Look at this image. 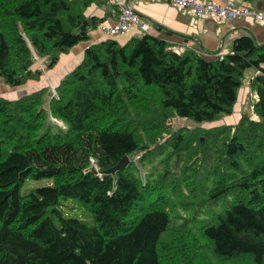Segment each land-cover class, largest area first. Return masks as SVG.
Returning a JSON list of instances; mask_svg holds the SVG:
<instances>
[{"label": "trees", "instance_id": "16d2710c", "mask_svg": "<svg viewBox=\"0 0 264 264\" xmlns=\"http://www.w3.org/2000/svg\"><path fill=\"white\" fill-rule=\"evenodd\" d=\"M94 1L0 0V80H39L37 59L52 69L89 41ZM171 46L93 43L58 97L0 96V264H264V44L240 36L222 58ZM249 69L258 97L236 125L171 128L231 115ZM30 179L52 183L23 194ZM67 199L93 221L65 216Z\"/></svg>", "mask_w": 264, "mask_h": 264}, {"label": "crops", "instance_id": "0c3cea01", "mask_svg": "<svg viewBox=\"0 0 264 264\" xmlns=\"http://www.w3.org/2000/svg\"><path fill=\"white\" fill-rule=\"evenodd\" d=\"M107 1L109 3L95 0L86 9L85 15L87 18L94 17L98 20L96 28L90 31L91 38L89 41L80 43L68 54H61L56 66L49 69L48 72L44 70L45 68L43 69V66L47 62L46 59L43 58L36 61L33 69H43V76L46 75L48 79V81H42L43 76H41L39 87L36 91L47 86H50L51 89H56L59 86L60 80L81 63L84 50L89 45L107 39H112L120 45H125L133 38L128 35L110 38L98 31L100 23L108 22L115 24L118 20V7L111 3L110 0ZM212 1L219 4L224 3V0ZM128 2H135V10L142 19L150 23V34L167 40L172 45L171 49L182 47L185 50H195L208 57H216L220 54L231 53L233 41L240 36L248 34L254 36L258 44H264V27L248 16L226 19L224 21L201 20L180 11L171 3L147 0H128ZM237 3L253 10L264 11V0H237ZM141 36L143 35L139 33L137 37ZM258 74V69H249L246 72L245 83L238 91V98L234 105L233 113L224 117V124L236 125L244 112H251L252 102L258 97L257 91L251 86V79ZM28 82L30 84L28 83L27 85L30 86L38 84L34 80ZM28 90L29 88L26 91H21L18 97L24 93H30ZM173 121L175 122L176 119Z\"/></svg>", "mask_w": 264, "mask_h": 264}, {"label": "built area", "instance_id": "2783aa9c", "mask_svg": "<svg viewBox=\"0 0 264 264\" xmlns=\"http://www.w3.org/2000/svg\"><path fill=\"white\" fill-rule=\"evenodd\" d=\"M109 3L107 0H100ZM147 1H161L164 3H171L180 11L190 14L191 16L201 20L224 21L226 19H235L240 17H251L254 21L264 27V11L253 10L251 8L241 6L237 0H224V3L219 4L212 0H147ZM111 3L118 7L119 15L115 24L102 22L98 25V31L103 35L116 38L120 35H128L130 37H137L141 35L150 34L151 25L146 20L142 19L139 13L135 10L134 4L129 3L128 0H110ZM137 31V32H136ZM139 32V33H138ZM178 52H182L184 48H174ZM222 58V55H220ZM55 96L56 93H54ZM253 106L251 105V112ZM253 117H256L252 113ZM93 163V162H92ZM97 175L103 179L102 173L98 171L97 166L93 163Z\"/></svg>", "mask_w": 264, "mask_h": 264}, {"label": "rangeland", "instance_id": "374dc122", "mask_svg": "<svg viewBox=\"0 0 264 264\" xmlns=\"http://www.w3.org/2000/svg\"><path fill=\"white\" fill-rule=\"evenodd\" d=\"M185 50V49H184ZM39 60V59H37ZM36 60V61H37ZM47 62L45 63V66H43V69L48 72V68H46ZM42 69V70H43ZM43 76V75H42ZM48 81L47 76H43L42 81ZM62 80V79H61ZM60 80V81H61ZM38 82V84H33V85H27L28 83L30 84V82H27L25 85L23 86H19L16 88H11L10 86L4 84L1 80H0V96H3L7 99H14L17 98L18 95L21 93V91H26L28 88L30 92L36 91V89L39 87V80H36ZM45 88V87H44ZM46 88L50 89V91L53 92V88L51 89L50 86H47ZM54 90L56 91V89L54 88ZM50 123L52 124V126L54 128H65V125L63 122L58 121L56 119L50 118ZM172 126L171 128H179L181 126L183 127H188V128H195L197 126H200L202 128L205 129H211L214 127H218L221 125H224V117L219 119L218 121L215 122H211V123H202L200 125H196L197 123H195L193 120H188V119H176L175 122H172ZM203 141V138H202ZM52 181L50 179H41V180H27L24 185L21 188V192L23 194H27L29 191L35 190L36 188H39L41 186H45V185H51ZM226 202L224 203V205L222 206V208H218L216 209L217 211L219 210H223L224 206H225ZM60 209L63 212V214L67 217H72V218H77L80 219L82 221H86V222H92L93 218L91 216V213L85 209L80 202H78L77 200L74 199H67V200H61V204H60ZM191 226H194V222L190 223Z\"/></svg>", "mask_w": 264, "mask_h": 264}, {"label": "water", "instance_id": "95a60500", "mask_svg": "<svg viewBox=\"0 0 264 264\" xmlns=\"http://www.w3.org/2000/svg\"><path fill=\"white\" fill-rule=\"evenodd\" d=\"M2 81V80H1ZM3 82V81H2ZM130 163V158H129V156H125V157H123L120 161H119V163L117 164V165H115L113 168H111V169H109L108 171H107V173H109V174H114V173H116V171H118V170H121V169H124L128 164Z\"/></svg>", "mask_w": 264, "mask_h": 264}, {"label": "clouds", "instance_id": "9594fccd", "mask_svg": "<svg viewBox=\"0 0 264 264\" xmlns=\"http://www.w3.org/2000/svg\"><path fill=\"white\" fill-rule=\"evenodd\" d=\"M54 93H56V95H57V92L53 89V92H52V97H58V95L57 96H55V94Z\"/></svg>", "mask_w": 264, "mask_h": 264}]
</instances>
